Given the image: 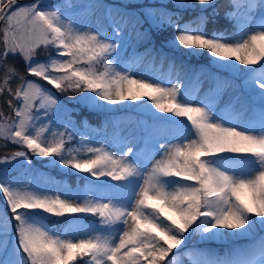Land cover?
<instances>
[{
  "label": "snow or ice",
  "instance_id": "obj_1",
  "mask_svg": "<svg viewBox=\"0 0 264 264\" xmlns=\"http://www.w3.org/2000/svg\"><path fill=\"white\" fill-rule=\"evenodd\" d=\"M197 5L200 14L182 22L180 11ZM214 5L172 0L170 10L159 0L135 16L108 6L109 31L88 26L71 0H0V264H177L174 250L194 237L250 244L224 255L193 246L183 253L190 264H264V0H229L230 34L205 31L204 11L219 14ZM129 26L144 41L152 29L172 28L166 46L206 56L216 69L213 87L197 100L179 82L133 73L121 57ZM237 87L245 95L219 108L224 91ZM127 104L147 119L100 143L89 135L100 129L85 119L80 131L72 118L81 107L110 112ZM33 157L85 174L83 187L51 177L41 184ZM17 165L27 166L24 183L9 172ZM85 214L99 223L83 224ZM48 217L71 219L55 230Z\"/></svg>",
  "mask_w": 264,
  "mask_h": 264
},
{
  "label": "rangeland",
  "instance_id": "obj_2",
  "mask_svg": "<svg viewBox=\"0 0 264 264\" xmlns=\"http://www.w3.org/2000/svg\"><path fill=\"white\" fill-rule=\"evenodd\" d=\"M128 1H135V2H142L143 0H128ZM190 1V0H189ZM46 3H51V0H45ZM71 2L73 4H76L80 7L77 8V15L83 19V21L90 27H104L105 30H109L108 29V22L107 19L105 17V6L106 4L101 0V1H94V0H71ZM95 6V7H93ZM114 9L116 11H121V12H127L129 16H135L138 12L135 10H132L130 12H128L125 9H122L120 7H114ZM245 10L242 8L241 12H244ZM258 12L256 13V17L258 16ZM143 29L145 28H141L140 30L143 31ZM125 36L129 37L128 38V42L125 43L122 47H121V57L123 60H125L126 62H131L132 63V67H131V71L137 75H150L153 76L165 83L168 82L169 79H171L173 82H179V84L181 85V81L182 78H188L189 76L192 78V72H186L185 71H181L178 70L177 65L174 67H170V65L167 63L168 59L164 58V53L163 51L161 52H157L155 53L153 49L148 50L147 52H139L138 51V47H140L143 43L147 42L144 40H138L134 34V32H132L131 26H129L128 29L125 30ZM149 41V40H148ZM161 53L163 54V56H161ZM199 56V55H197ZM40 57V58H39ZM38 58L41 60L46 59V57H44V55L39 56ZM164 58V59H163ZM163 60V62H162ZM243 67V66H241ZM170 68V70H169ZM199 74V81L197 82V80L195 79L194 81V85L195 88L189 93L190 95H193L196 97L197 100L201 99L204 97L205 93H207L211 87V78L209 73L213 72L212 69L210 67H201ZM171 74V77H167V74ZM233 83L235 85H237V82L235 80H232ZM199 86V91L196 92V86ZM50 87V86H49ZM182 88V86H181ZM190 90V89H188ZM187 90V91H188ZM239 88H228L224 91V93L222 94V96L218 99V107L219 108H223L225 106V104L229 101V99L233 96H236L238 93ZM53 92H55L54 89H52ZM183 91V90H182ZM186 91V92H187ZM56 95L58 96V98L61 100L62 103H65L68 105V107L73 108L76 107L74 104H72L69 101V96L68 95H63V94H59L56 93ZM131 107L130 104H127L126 107ZM235 109L238 111L240 108L239 104H236ZM82 108V107H81ZM113 110H116L115 108ZM5 111H7V109H5ZM117 112H119V110H116ZM73 118V117H72ZM116 120H110V118H105V121L103 123V128L97 127V126H91V128L93 129H100L99 132H91L89 131V135L90 138L93 140V142L95 143H100L103 142L105 140H110L113 138L114 133H113V126H118L119 127V135H123L126 136L128 135L129 131L131 129H133L136 125V118H135V114L131 113V112H127V113H121L120 115L116 116ZM73 120L75 121V119L73 118ZM76 122V121H75ZM79 127V126H78ZM80 130V127H79ZM85 129H81L80 131H84ZM3 142H0V144H2ZM73 144H75V141L73 142ZM13 148V146L9 145V150H11ZM5 149H3L2 147H0V155H5ZM36 159L32 158V167L34 169V172L32 173V175H34L36 177V179L43 184L44 180L48 177H51L52 179L56 180V181H60L62 182L63 185H67L68 188L71 189H76L77 187H83V185H81L79 183V180L73 184L71 183V181H69V176L68 174H65V172L56 167V166H50L47 168V166H43L42 162H37L35 163ZM3 167V166H0ZM27 168V166H26ZM50 168V169H49ZM21 166L17 165L15 168L13 167H9V171H16L17 173L15 175H13L14 177H17L18 180H20L21 183H24L28 178H29V173L28 170L26 169L25 171L20 170ZM51 169L53 170H59V176L55 175V172H53ZM51 170V171H50ZM81 177L85 174L82 173H76L74 175H80ZM115 183V182H113ZM3 205V198L2 196H0V208H2ZM47 215V214H45ZM64 217H54L55 222H59L62 221L64 222L65 220H63ZM68 219H71L70 217H68ZM45 224L50 227V228H54L55 230H62L65 227H67V222H65L61 228L60 225H58V223H49V220H45L44 221ZM82 223L85 225H89V224H98L99 223V218L96 219V217L91 216V215H83L82 218ZM235 240H238L237 242H235ZM219 241H226V244H236L239 245V248H245L248 247V243H246V239L241 237V238H235V239H228V240H219ZM212 242V241H211ZM204 243H210V242H204ZM204 251L207 252H212L215 253L214 248L213 247H206L203 249ZM179 257L176 258L177 260V264H186L184 260L182 259H178Z\"/></svg>",
  "mask_w": 264,
  "mask_h": 264
},
{
  "label": "trees",
  "instance_id": "obj_3",
  "mask_svg": "<svg viewBox=\"0 0 264 264\" xmlns=\"http://www.w3.org/2000/svg\"><path fill=\"white\" fill-rule=\"evenodd\" d=\"M52 4H56V2L61 3V0H51ZM97 1H101V0H97ZM105 3H107L108 5H117L119 4V6L121 7H125L127 9H132V10H136L138 13L141 12L142 6L144 5H152V4H156L159 2V0H143L142 2H135V1H128V0H102ZM188 2H191V0ZM228 0H215V7L218 10L219 14L216 16H213L212 13V8L208 7L204 13L206 16H208V22L205 25L206 29H210V30H214L216 29L217 31H227V29H229V23L227 22V19L225 18V16L223 15V11L229 9V6L227 4ZM168 4H169V9H172V0H168ZM200 14V6L197 5V7L195 9H187V10H183L180 11L179 16L181 18L182 22H187V21H191L193 20L196 16H198ZM148 24L144 23L143 24V28H148ZM227 33H231L230 31H227ZM174 34V31L172 28H169L167 26H165L163 31H158L157 29H152L151 30V41L149 43H147L146 46L144 47H140L139 48V52H141L142 50H145L148 46H151V44H154L155 46H153L155 49H158L160 46L163 47L164 49H166L171 57V62L173 63L174 61L179 62V69H183L186 67L187 64H194V65H198L199 63L202 64H209L208 58L204 55H199V56H187V55H182L179 51L177 50H173L172 48L166 46L165 41L172 37ZM44 55V57H46V53L45 52H41L40 56ZM40 58V57H39ZM9 63H15L21 71H23V63L22 61L17 57V58H9ZM210 65V64H209ZM211 66V65H210ZM214 68V67H213ZM221 73L227 77L230 78H234V76L230 75L227 72L221 71ZM128 108L130 107H125L123 108L124 110H129ZM104 113H106L104 110H89L87 108H79L78 111H74L72 113V117L75 119L76 123L80 125V122L82 120H87L88 123L92 124V125H100V127H102L101 125L103 124L104 121ZM81 126V125H80ZM83 127V126H81ZM34 159H36L34 162H42L43 166H53V165H49L47 163V159L44 160H40L37 159L36 157H33ZM26 165L21 166L22 171H25ZM50 169V168H49ZM53 172H55V175L59 176V170H53L51 169ZM50 170V171H51ZM11 176L15 175L17 172L16 171H9ZM79 180V183L83 184V180L80 179V176L78 175H71L69 176V181H71L73 184H75L77 181ZM66 221H68V217H64L63 218ZM49 223H58V225H60L61 221L59 222H55L54 217H48ZM198 240V237H194L192 240L189 241V244L187 246H189L191 248V246L193 244H195V242ZM214 244H218L217 242H214ZM186 246V247H187ZM222 248V247H221ZM185 249V246H181V248H178L176 250H174L173 255L176 257L178 256L182 250Z\"/></svg>",
  "mask_w": 264,
  "mask_h": 264
},
{
  "label": "water",
  "instance_id": "obj_4",
  "mask_svg": "<svg viewBox=\"0 0 264 264\" xmlns=\"http://www.w3.org/2000/svg\"><path fill=\"white\" fill-rule=\"evenodd\" d=\"M29 2V0H21V3Z\"/></svg>",
  "mask_w": 264,
  "mask_h": 264
}]
</instances>
